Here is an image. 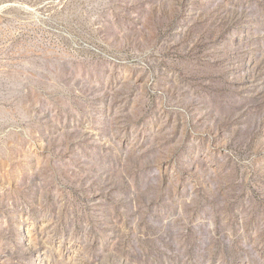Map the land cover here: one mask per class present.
I'll return each instance as SVG.
<instances>
[{
    "label": "rangeland",
    "instance_id": "374dc122",
    "mask_svg": "<svg viewBox=\"0 0 264 264\" xmlns=\"http://www.w3.org/2000/svg\"><path fill=\"white\" fill-rule=\"evenodd\" d=\"M0 264H264V0H0Z\"/></svg>",
    "mask_w": 264,
    "mask_h": 264
}]
</instances>
